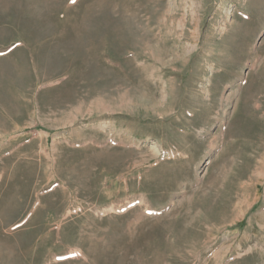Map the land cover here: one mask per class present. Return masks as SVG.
<instances>
[{"label": "rangeland", "instance_id": "obj_1", "mask_svg": "<svg viewBox=\"0 0 264 264\" xmlns=\"http://www.w3.org/2000/svg\"><path fill=\"white\" fill-rule=\"evenodd\" d=\"M0 264H264V0H0Z\"/></svg>", "mask_w": 264, "mask_h": 264}]
</instances>
